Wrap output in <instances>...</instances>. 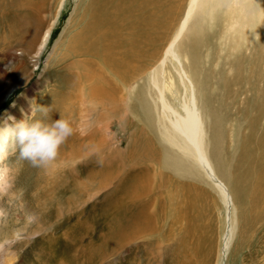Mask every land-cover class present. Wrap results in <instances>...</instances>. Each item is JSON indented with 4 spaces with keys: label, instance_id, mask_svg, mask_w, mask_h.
I'll use <instances>...</instances> for the list:
<instances>
[{
    "label": "bare ground",
    "instance_id": "6f19581e",
    "mask_svg": "<svg viewBox=\"0 0 264 264\" xmlns=\"http://www.w3.org/2000/svg\"><path fill=\"white\" fill-rule=\"evenodd\" d=\"M163 1L86 0L82 9L85 15L80 16L77 28L67 38L64 55L78 59L82 73L86 70L89 73L88 65L98 66L91 69L94 72L86 74L90 76L84 82L90 87L92 96L100 99L101 105L110 103L109 110L118 102L124 119L125 114L129 117V110H136L137 106L136 114L141 113L145 122L153 116L151 120L155 123V138L148 136L146 152L145 146L141 147V152L137 151L141 162L134 163L143 165L144 156L146 162L151 160L150 166L144 161L146 165L132 167L134 171L126 174L128 191L125 189L122 196L114 199L116 209H113L109 237L115 255L118 257L121 251L127 264H208L205 261H209V243L204 247L201 241L208 242L210 237L202 233L201 222L203 211H206V199L211 198L213 191L221 206L222 217L216 264H226L236 232L239 241L233 251L238 253L248 231H253L256 223L264 219V122L260 120L264 110L257 109V106L253 108L255 111L248 117L247 131L236 137L240 153L234 158L225 157L222 140L219 142L223 134L218 128L219 107L213 105L210 96L207 98L208 107H202L196 62L182 61V58L189 47H196L193 38H198L196 34L204 24L210 28L220 27L215 37L221 50L228 48L230 54L240 52V38L248 31V24L255 26L257 23L256 26L262 28L264 15H256L252 9L241 15L240 0H188L161 54L168 27L174 23L181 9L179 4L175 8L171 1L169 4ZM7 5V0H0V9ZM50 28L48 25L45 29L41 45ZM194 33L196 36L192 37ZM181 38L184 41L180 42ZM9 55L14 56L15 53L10 52ZM152 60L157 61L150 69L148 84L154 93L148 92L146 96L144 88L130 83L144 74L146 65ZM165 62L169 63L172 71L168 81ZM203 81L206 82L205 79ZM136 89H140L137 97ZM78 96L83 99L85 95ZM242 113L247 114L245 111ZM223 117L231 121L235 119ZM105 137L100 140L104 148L109 139ZM59 184L56 182L54 188L61 192L64 188ZM53 230L44 235L36 234L39 231L21 235L16 229L12 230L16 236L12 231L1 230L0 264H17L18 252L25 245L33 250L35 242L40 241L45 243L38 245L40 250L35 252L42 255L38 263L65 264L64 239L58 236L54 241L56 244L52 245L54 239L50 236ZM41 250L43 253L39 254ZM257 255L256 251L251 254ZM251 261L254 260L250 259L248 264Z\"/></svg>",
    "mask_w": 264,
    "mask_h": 264
},
{
    "label": "rangeland",
    "instance_id": "374dc122",
    "mask_svg": "<svg viewBox=\"0 0 264 264\" xmlns=\"http://www.w3.org/2000/svg\"><path fill=\"white\" fill-rule=\"evenodd\" d=\"M7 1L8 5L0 9V111L16 100L17 108L9 109L16 120L51 123L62 114L72 122L74 129L83 127L85 133L81 135L77 131L69 136L58 149L55 161L45 166H33L28 160L21 159L18 150L9 156V164L17 169L15 187L24 190L23 209H19L15 204L9 206L6 198H0V207L6 208L8 212L6 220L0 222V241L3 240L1 230L8 231L7 225L10 227L8 232L19 229V232L25 234L39 231L36 234L41 235L54 229L50 236L54 239L52 245L56 244V237L64 239L65 264H127L121 251L119 258L115 255L109 237L113 209H116V204L113 203L116 197L125 192L127 175L139 164L134 165L135 161H140L138 152L141 147L145 146L146 152L148 138L152 135L155 138V123L151 120L153 116L151 115V121L146 120V123L141 113L136 114L138 109L135 106L136 110L130 109L129 117L125 114L124 119L118 102L114 108L108 110L111 104L101 105L100 99L92 96L90 87L84 82L90 76L86 74L93 71L91 69L97 65L91 66L89 62V73L87 70L82 73V64L78 59L64 55L67 38L77 28L80 16L85 15L82 9L86 0ZM170 1L175 8L179 4L181 9L174 23H170L168 27V36L162 44L161 54L188 2H163L169 4ZM247 1L240 0L241 15L250 9L256 15H264V0ZM48 25L51 26L50 32L41 45L42 35ZM256 25L248 24V31H243L240 38V52L230 54L228 48L221 50L217 43L215 34L219 32L220 27L215 25L210 28L204 24L201 31L192 34V37L198 36L193 38L196 47H189L182 58V61L196 62V76L201 93L199 101L203 103L202 107H208L209 96L213 105L219 107L218 128L223 133L219 142L222 140L224 156L233 158L240 153V146H236V137H241L247 131L250 119L248 117L255 111L253 108L257 106V109L264 110V22L261 23L262 28ZM183 39L181 38L180 42ZM187 41L189 42V39ZM10 52L15 55L10 56ZM156 61H149L144 74H141L137 81L130 83L139 84L144 88L146 96L148 92L154 93L149 87L148 77ZM164 70L168 81L172 75L168 62H165ZM114 84L119 88L117 83ZM138 92L140 89L135 90L136 97ZM20 93H24V96L31 100V107ZM79 94H84V98L80 99ZM145 99L148 101V97ZM205 99L207 100L204 101ZM20 106L24 108L23 114L18 110ZM32 108H35L34 113ZM45 108L48 109L46 113L42 111ZM130 111H133L132 115ZM244 111L247 114L242 113ZM223 114L235 119H226ZM260 120L261 123L264 122V113ZM105 130L109 131L110 136H107ZM105 136L109 137L106 148L100 144V140ZM142 159L143 165H139L150 166L151 160L146 162L144 156ZM98 160L103 161L102 165L97 163ZM56 182L63 185V191L54 188ZM211 193V198L205 200L206 211H203L202 220L205 224L201 222L202 233L208 235L210 240L201 241V245L206 247L209 243L210 247L209 261L206 260L205 263L216 264L222 217L219 201L214 192ZM25 213L33 214L34 219L30 223L25 222ZM12 232L16 236V233ZM237 235L236 232L232 242L234 245L239 241ZM44 243L35 242L33 250L31 246L27 249V245L22 249L19 247L21 250L18 252L17 264H40L38 262H41L42 255L35 252L40 250L38 245L42 246ZM234 245L230 249L231 252H228L226 264H248L250 259L254 260L250 264H264V219L256 223L253 231H248L238 253L233 251ZM254 251L258 252L256 257L251 256ZM42 253L41 250L39 254ZM115 258L119 260L115 261Z\"/></svg>",
    "mask_w": 264,
    "mask_h": 264
},
{
    "label": "clouds",
    "instance_id": "9594fccd",
    "mask_svg": "<svg viewBox=\"0 0 264 264\" xmlns=\"http://www.w3.org/2000/svg\"><path fill=\"white\" fill-rule=\"evenodd\" d=\"M19 95L31 107V100L24 96V93ZM13 108H17L16 100H13L8 108L0 111V198H6L9 206L15 204L19 209H23L24 190L15 187L17 169L9 164V156L18 150L21 159L28 160L33 166H45L55 161L58 149L69 136L77 131L83 135L85 129L83 127L74 129L72 122L62 114L51 123H42L40 120L32 122L16 120L9 111ZM18 110L21 114L24 113L23 106H20ZM42 111L46 113L48 109L45 108ZM32 112H35V108H32ZM97 163L102 165L103 161L98 160ZM7 215L6 208L0 207V222H4ZM33 219V214L25 213L26 223H30ZM20 234L23 233L20 232Z\"/></svg>",
    "mask_w": 264,
    "mask_h": 264
}]
</instances>
